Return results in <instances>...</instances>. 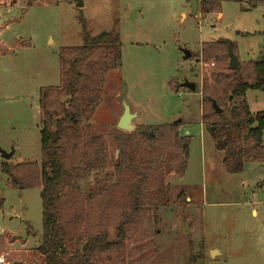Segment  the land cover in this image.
I'll list each match as a JSON object with an SVG mask.
<instances>
[{
	"label": "rangeland",
	"instance_id": "obj_1",
	"mask_svg": "<svg viewBox=\"0 0 264 264\" xmlns=\"http://www.w3.org/2000/svg\"><path fill=\"white\" fill-rule=\"evenodd\" d=\"M76 1L6 0L0 6V150L14 151L9 160L0 152V164L41 161L39 89L59 84L57 53L82 43L79 20L90 35L113 30L121 40L120 64L106 74L90 120L92 134L105 141L111 176L91 177L87 189L114 178V136L131 131L117 127L123 104L135 113L134 127L181 122V132L191 137L187 165L181 177H167L168 202L155 210L153 240L164 264H264V162L249 160L241 173L225 171L224 154L200 120L201 80L214 65L199 51L203 42L229 40L239 62L263 56V4L242 11L227 1L220 12L191 15L189 0ZM183 50L191 52L188 59ZM184 79L195 83V92L180 86ZM244 99L252 113L264 111V92L248 89ZM41 216L39 189L12 188L0 170L5 264H34Z\"/></svg>",
	"mask_w": 264,
	"mask_h": 264
},
{
	"label": "trees",
	"instance_id": "obj_2",
	"mask_svg": "<svg viewBox=\"0 0 264 264\" xmlns=\"http://www.w3.org/2000/svg\"><path fill=\"white\" fill-rule=\"evenodd\" d=\"M196 1L202 15L220 12L227 1L238 2L242 11L264 6V0ZM79 21L82 43L61 46L57 53L59 84L39 89L41 161H2L0 170L12 188L39 189V264H164L153 240L155 210L168 202L167 177L184 174L191 137L181 132V122L118 131L113 180L87 189L91 177L111 176L105 141L92 134L90 120L106 74L120 64L121 40L113 30L90 35L86 22ZM228 45L237 54L229 40L200 46L214 65L201 80L200 120L232 174L243 172L249 160L264 162V111L252 113L244 99L248 89L264 92V55L228 68ZM169 85L175 89L177 84ZM213 99L221 113L212 108Z\"/></svg>",
	"mask_w": 264,
	"mask_h": 264
},
{
	"label": "water",
	"instance_id": "obj_3",
	"mask_svg": "<svg viewBox=\"0 0 264 264\" xmlns=\"http://www.w3.org/2000/svg\"><path fill=\"white\" fill-rule=\"evenodd\" d=\"M190 1V10H191V15L195 14L198 10V2L196 0H189ZM77 6H82L83 4L81 3V0H77L75 3ZM132 15V13H131ZM227 51H228V55H229V61H228V68H234L236 67L240 62L238 60L237 55L234 53V51H232L231 46L228 45L227 47ZM184 52V58L188 59L191 56V52H189L188 50H183ZM56 53V52H54ZM180 86H183L187 89H189L192 92L196 91V86L195 83L192 81H188L186 79H184L181 83ZM212 104V108H214V110L216 111V113H221L222 112V108L219 107V105L215 102V100H211L210 102ZM124 105V109H123V113L121 114V116L119 117V119L117 120V127L121 130H133L134 129V125L132 124V122H130L131 118L133 116H135V113H132L130 111V106L123 104ZM1 152V157L4 160H9V158L12 156V154L14 153L13 150H10L8 153L4 152L2 150H0ZM118 152V150H116V153ZM21 236L24 238L26 236L25 233H21ZM215 251V250H213ZM213 251L211 252V255L213 253ZM20 264H26L25 262H20ZM35 264H39L38 262H36Z\"/></svg>",
	"mask_w": 264,
	"mask_h": 264
},
{
	"label": "built area",
	"instance_id": "obj_4",
	"mask_svg": "<svg viewBox=\"0 0 264 264\" xmlns=\"http://www.w3.org/2000/svg\"><path fill=\"white\" fill-rule=\"evenodd\" d=\"M212 64H213V62H212ZM212 64H210L211 66H212ZM6 262H4V259H3V257H1L0 258V264H5Z\"/></svg>",
	"mask_w": 264,
	"mask_h": 264
},
{
	"label": "crops",
	"instance_id": "obj_5",
	"mask_svg": "<svg viewBox=\"0 0 264 264\" xmlns=\"http://www.w3.org/2000/svg\"><path fill=\"white\" fill-rule=\"evenodd\" d=\"M198 2V1H197ZM197 12H198V10H197ZM181 16H184V13L182 12L181 13ZM33 262H34V264L37 262L36 260H33ZM28 264V263H27Z\"/></svg>",
	"mask_w": 264,
	"mask_h": 264
}]
</instances>
